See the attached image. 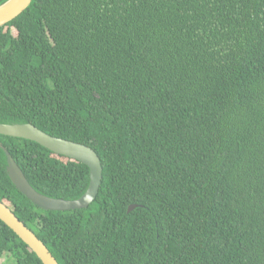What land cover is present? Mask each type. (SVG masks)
I'll return each mask as SVG.
<instances>
[{
	"label": "trees",
	"instance_id": "1",
	"mask_svg": "<svg viewBox=\"0 0 264 264\" xmlns=\"http://www.w3.org/2000/svg\"><path fill=\"white\" fill-rule=\"evenodd\" d=\"M0 124L101 159L87 209L46 211L0 147V201L59 264H264V0H33L0 28ZM0 144L39 193L87 192L88 166ZM0 264H43L2 220Z\"/></svg>",
	"mask_w": 264,
	"mask_h": 264
},
{
	"label": "water",
	"instance_id": "2",
	"mask_svg": "<svg viewBox=\"0 0 264 264\" xmlns=\"http://www.w3.org/2000/svg\"><path fill=\"white\" fill-rule=\"evenodd\" d=\"M33 0H8L0 6V28L18 18ZM0 135L33 141L54 155L78 161L90 169V185L78 200L54 199L39 193L28 181L11 153L2 145L7 157V174L15 187L34 205L46 211H72L87 209L97 198L103 182V166L99 155L90 147L53 137L32 124H0ZM139 205L129 207L133 212ZM0 220L10 227L36 253L43 264H59L48 247L22 222L12 209L0 201Z\"/></svg>",
	"mask_w": 264,
	"mask_h": 264
},
{
	"label": "rangeland",
	"instance_id": "3",
	"mask_svg": "<svg viewBox=\"0 0 264 264\" xmlns=\"http://www.w3.org/2000/svg\"><path fill=\"white\" fill-rule=\"evenodd\" d=\"M15 34H17V32Z\"/></svg>",
	"mask_w": 264,
	"mask_h": 264
}]
</instances>
